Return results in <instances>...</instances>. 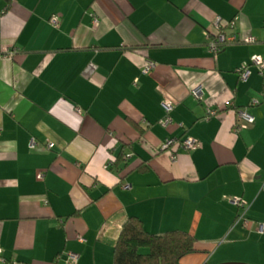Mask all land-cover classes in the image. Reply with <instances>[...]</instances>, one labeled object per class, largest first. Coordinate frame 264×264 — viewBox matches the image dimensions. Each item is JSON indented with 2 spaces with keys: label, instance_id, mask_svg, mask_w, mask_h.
<instances>
[{
  "label": "crops",
  "instance_id": "0c3cea01",
  "mask_svg": "<svg viewBox=\"0 0 264 264\" xmlns=\"http://www.w3.org/2000/svg\"><path fill=\"white\" fill-rule=\"evenodd\" d=\"M216 18L256 42L213 57ZM252 56L264 58V0H0V264H113L129 217L192 235L181 264H264V236L227 200L264 223V104L232 131L237 109L264 101V76L237 73ZM171 137L200 145L160 152Z\"/></svg>",
  "mask_w": 264,
  "mask_h": 264
},
{
  "label": "built area",
  "instance_id": "2783aa9c",
  "mask_svg": "<svg viewBox=\"0 0 264 264\" xmlns=\"http://www.w3.org/2000/svg\"><path fill=\"white\" fill-rule=\"evenodd\" d=\"M96 22V20H94ZM50 24L54 27L57 26V18L52 17L50 19ZM224 27L232 28V23L224 24L220 18H216L212 23V30L210 32H204V37L206 40V47L209 54L213 57H216L226 46L236 44V43H243V44H253L256 40L253 37H248L243 39L242 41L238 40L236 35L227 36L224 33ZM155 63L152 61H146L141 73L143 75L149 74L151 71L155 69ZM250 67H254L258 74L264 76V58L261 56H252L250 58V62L248 64H243L238 70L237 73L239 74V78L241 81L245 82L248 77L250 76ZM93 69L91 65H89L88 70ZM191 95L197 100L202 101L203 99V89L200 85L195 86L191 90ZM261 103L264 104V101L261 102L259 100L253 99L250 103L245 106L237 109L235 111L236 117L235 122L232 127L233 133L236 135L239 132L248 129L254 123V117L250 114L249 109L259 106ZM162 109L164 111V117L160 120L159 125L165 129L173 125V119L171 117V113L174 108V104L171 101L164 100L162 102ZM216 115L215 110L207 109L205 113V120H209L211 117ZM199 141L192 137H186L184 139L179 138H166L159 147L160 152L171 151L175 149H182L186 152H191L197 148H199ZM34 143L31 141L30 148H34ZM53 144H48V149L53 148ZM170 159L172 161L175 160L174 153L170 154ZM128 188V186H124V189ZM229 203L235 206L238 210H241L242 213H238L236 219L234 221L235 224H241L244 227H249L250 225L254 227V231L260 235L264 236V223L258 222H251L249 219L245 217V205L243 202L238 198H228ZM1 249H0V257H1ZM0 262H3L0 259ZM78 256L73 253L66 254V264H77Z\"/></svg>",
  "mask_w": 264,
  "mask_h": 264
},
{
  "label": "trees",
  "instance_id": "16d2710c",
  "mask_svg": "<svg viewBox=\"0 0 264 264\" xmlns=\"http://www.w3.org/2000/svg\"><path fill=\"white\" fill-rule=\"evenodd\" d=\"M194 251L192 235L182 231L152 235L140 220L129 217L116 240L113 264H181V259Z\"/></svg>",
  "mask_w": 264,
  "mask_h": 264
},
{
  "label": "rangeland",
  "instance_id": "374dc122",
  "mask_svg": "<svg viewBox=\"0 0 264 264\" xmlns=\"http://www.w3.org/2000/svg\"><path fill=\"white\" fill-rule=\"evenodd\" d=\"M143 252H145V250H143Z\"/></svg>",
  "mask_w": 264,
  "mask_h": 264
},
{
  "label": "water",
  "instance_id": "95a60500",
  "mask_svg": "<svg viewBox=\"0 0 264 264\" xmlns=\"http://www.w3.org/2000/svg\"><path fill=\"white\" fill-rule=\"evenodd\" d=\"M229 264H233V263H229Z\"/></svg>",
  "mask_w": 264,
  "mask_h": 264
}]
</instances>
